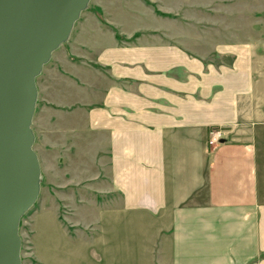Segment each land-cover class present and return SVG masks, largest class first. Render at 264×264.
Returning a JSON list of instances; mask_svg holds the SVG:
<instances>
[{
    "label": "crops",
    "instance_id": "crops-1",
    "mask_svg": "<svg viewBox=\"0 0 264 264\" xmlns=\"http://www.w3.org/2000/svg\"><path fill=\"white\" fill-rule=\"evenodd\" d=\"M89 45L100 96L82 123L100 138L114 205L83 245L36 215L37 264H74L75 248L81 264H264V60L244 43L192 52L101 34ZM212 128L224 138L210 148ZM60 243L66 260L43 256Z\"/></svg>",
    "mask_w": 264,
    "mask_h": 264
},
{
    "label": "rangeland",
    "instance_id": "rangeland-1",
    "mask_svg": "<svg viewBox=\"0 0 264 264\" xmlns=\"http://www.w3.org/2000/svg\"><path fill=\"white\" fill-rule=\"evenodd\" d=\"M101 34L127 43L146 39L180 44L192 52H207L224 43L251 44L264 60V0H90L68 40L36 78L31 128L41 180L36 202L20 221L21 264H37L36 215L42 231L52 226L54 216L57 225L83 245L97 240L99 213L114 205L109 201L114 192L106 194L99 169L100 138L87 134L82 123L83 114L99 104L100 76L89 43ZM260 83L264 84V73ZM82 98L87 106L79 104ZM60 244L55 256L49 245L42 246L43 256L66 260ZM84 257L83 250L75 248L71 262L81 264Z\"/></svg>",
    "mask_w": 264,
    "mask_h": 264
},
{
    "label": "water",
    "instance_id": "water-1",
    "mask_svg": "<svg viewBox=\"0 0 264 264\" xmlns=\"http://www.w3.org/2000/svg\"><path fill=\"white\" fill-rule=\"evenodd\" d=\"M90 0H0V264H21L19 223L40 191L36 78Z\"/></svg>",
    "mask_w": 264,
    "mask_h": 264
},
{
    "label": "built area",
    "instance_id": "built-area-1",
    "mask_svg": "<svg viewBox=\"0 0 264 264\" xmlns=\"http://www.w3.org/2000/svg\"><path fill=\"white\" fill-rule=\"evenodd\" d=\"M223 131L219 128H212L208 131L207 146L212 148L224 138Z\"/></svg>",
    "mask_w": 264,
    "mask_h": 264
},
{
    "label": "trees",
    "instance_id": "trees-1",
    "mask_svg": "<svg viewBox=\"0 0 264 264\" xmlns=\"http://www.w3.org/2000/svg\"><path fill=\"white\" fill-rule=\"evenodd\" d=\"M35 112V111H34ZM19 226H20V223H19Z\"/></svg>",
    "mask_w": 264,
    "mask_h": 264
}]
</instances>
